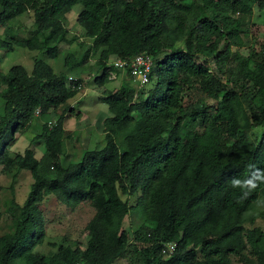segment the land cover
<instances>
[{
    "label": "trees",
    "instance_id": "trees-1",
    "mask_svg": "<svg viewBox=\"0 0 264 264\" xmlns=\"http://www.w3.org/2000/svg\"><path fill=\"white\" fill-rule=\"evenodd\" d=\"M263 1L0 0V27L30 11L34 28L29 38L10 36L0 48L10 50L13 44L54 60L55 44H68L65 14L77 6L75 21L91 50L99 52L101 73L94 82L101 86L117 71L105 65L110 56L128 61L147 54L152 59L147 84L154 83L145 96L122 82L101 98L110 114L102 123L103 147L62 166V115L53 125H42L38 160L29 150L10 156L9 148L35 112L48 114L73 96L65 76L53 74L41 59L33 61L29 73L16 65L0 75V173L25 170L32 180L17 206L12 233L0 237V264L19 257L24 264H112L128 242L120 228L128 206L120 196L138 187L154 225L144 264H229V255L246 250L264 264V230L242 227L247 211L256 203L264 207V185L242 199L229 183L264 169V43L232 56L227 49L241 45L244 20L254 6L263 11ZM196 55L219 67L230 60L233 69L222 81L196 63ZM63 64L70 72L76 62L67 54ZM193 88L196 94L213 91L215 106L198 97L184 107ZM49 195L65 204L91 202L94 215L85 227L83 250L58 248L49 258L31 253L44 235L37 205ZM167 244H174L170 253ZM162 254L167 258L160 259Z\"/></svg>",
    "mask_w": 264,
    "mask_h": 264
},
{
    "label": "rangeland",
    "instance_id": "rangeland-1",
    "mask_svg": "<svg viewBox=\"0 0 264 264\" xmlns=\"http://www.w3.org/2000/svg\"><path fill=\"white\" fill-rule=\"evenodd\" d=\"M262 3L264 4V1ZM79 10L80 7L76 6L65 14L64 27L67 33L65 39L68 44L63 42L55 44L58 53L54 60H50L43 51H28L13 46V44L10 45V50L0 48V75H5L9 68L16 65L29 73L33 61L41 59L51 67L53 74L65 76V87L73 94L71 98L48 114L39 116L38 112H35L28 127L14 133V143L9 148L10 156L12 154L22 155L25 150H29L38 160L43 153V144L37 138L41 133V127L42 125H53L60 115L63 116L62 128L64 126L63 129H65L60 157L62 166L76 163L83 152L98 151L104 145L102 123L110 117V114L100 100L114 92L122 82L132 84L120 71L109 72L106 82L101 86L94 82V79L98 78L101 73L97 65L99 52L91 50L90 40L84 36L82 29L75 21ZM245 21L240 34L241 45L238 48L232 45L227 48L230 56L234 52L256 51L258 46L264 43V10L259 11L254 6L252 15ZM33 29L32 14L30 11L25 12L9 21L7 26L0 27V41L9 42L10 36L14 39H27L32 35ZM6 32L7 36H5ZM175 47H181V44L177 42ZM67 54L71 55L76 62L75 68L69 70L70 72L63 64V59ZM114 60L117 59L110 56L105 65L110 67ZM195 61L198 64L204 63L210 72L220 75L222 81L233 69L230 60L220 67L213 61L206 60L202 55H196ZM153 85L154 83H150L141 88L142 95L145 96ZM3 88L0 85V91ZM198 97H201L204 104L210 108H213L217 101L213 91L207 89L203 91V94H196L193 88L184 99L183 106L188 107ZM2 114L3 102L0 100V115ZM260 131L259 128L254 129L251 136L255 137ZM31 182V177L25 170L19 172L12 170L10 174L0 173V237L12 233L13 222L18 216L17 206L21 207L24 202ZM143 193V189L138 187L126 196H120L128 206V212L120 225V228L127 234L128 242L123 255L112 264H144L145 259L142 253L154 240V225L148 219ZM37 210L44 235L40 245L31 251L32 254L49 258L57 252L58 248L79 250L85 248L87 239L85 227L94 215L91 202L84 200L65 204L49 195L37 205ZM243 222L244 229L258 227L264 230V207L256 203L253 209L245 213ZM165 247L169 251V244ZM166 258L163 255L160 259ZM228 260L229 264H257L248 250L240 255L231 254ZM8 264H24V261L19 257L11 259Z\"/></svg>",
    "mask_w": 264,
    "mask_h": 264
},
{
    "label": "built area",
    "instance_id": "built-area-1",
    "mask_svg": "<svg viewBox=\"0 0 264 264\" xmlns=\"http://www.w3.org/2000/svg\"><path fill=\"white\" fill-rule=\"evenodd\" d=\"M152 59L147 54H138L128 61L114 60L110 66L123 73L136 90L143 88L148 83V75L151 69ZM174 244H169L171 252ZM164 249L162 252L164 253Z\"/></svg>",
    "mask_w": 264,
    "mask_h": 264
},
{
    "label": "clouds",
    "instance_id": "clouds-1",
    "mask_svg": "<svg viewBox=\"0 0 264 264\" xmlns=\"http://www.w3.org/2000/svg\"><path fill=\"white\" fill-rule=\"evenodd\" d=\"M229 183L234 189H239L241 198L248 197L258 187L264 185V169H254L246 179L232 178Z\"/></svg>",
    "mask_w": 264,
    "mask_h": 264
},
{
    "label": "crops",
    "instance_id": "crops-1",
    "mask_svg": "<svg viewBox=\"0 0 264 264\" xmlns=\"http://www.w3.org/2000/svg\"><path fill=\"white\" fill-rule=\"evenodd\" d=\"M63 125H64V123H63ZM63 128H64V126H63ZM65 130V129H64Z\"/></svg>",
    "mask_w": 264,
    "mask_h": 264
}]
</instances>
